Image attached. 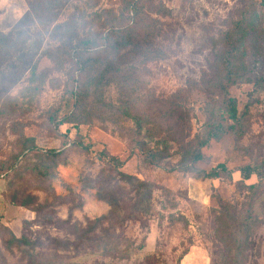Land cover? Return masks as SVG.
Segmentation results:
<instances>
[{
	"label": "rangeland",
	"instance_id": "1",
	"mask_svg": "<svg viewBox=\"0 0 264 264\" xmlns=\"http://www.w3.org/2000/svg\"><path fill=\"white\" fill-rule=\"evenodd\" d=\"M29 1L33 0H0V33L14 32L29 9ZM125 1L51 0L46 4L50 15L23 24L19 28L24 33L22 42L0 59V168L21 151L25 138L33 137L38 148L13 171L0 174V264H26L30 255L36 262L49 258L51 252L58 254L55 264H232L240 258L243 264H264V196L257 207L259 222L248 237L246 256L228 254L216 236L220 203L242 202V193L236 190L238 168L264 160V87L253 93L249 84L231 86L229 92L239 112L247 108L245 133L240 139L225 134L202 149L203 159L197 168L207 171L225 163L232 170L231 179H203L193 172L168 171L147 164L137 148L133 123L111 114L79 128H57L49 121L60 104L65 75L54 70V62L43 54L44 50L66 42L70 34L81 38L84 31H99L108 15L120 10ZM251 1L261 0L145 3L146 20L154 25L150 47L162 54L147 64L148 74L141 77L144 84H129L124 96L142 100L143 105L151 102L152 117L158 122L168 117L174 123L177 118L183 121L171 128L170 134L176 139L171 143L173 153L166 158L171 165L178 158L175 150L179 141L193 144L203 133L210 84H202L200 79L208 80L211 75L221 51L222 32ZM160 4L164 13L158 11ZM258 10L264 27V4L259 3ZM73 21L77 24L71 28ZM33 66L37 72L50 69L59 84H49L48 79L45 84H30ZM260 70L264 74V56ZM119 93L114 87L107 90L113 100ZM181 126L183 135H179ZM66 132L69 140H81L91 149L81 151L68 142L59 162L53 164L42 154L59 150L60 135ZM102 149L123 162L119 171L98 159ZM39 164L49 168L50 177L37 173L34 166ZM127 175L151 184L149 213L136 210L135 187ZM86 179L103 189L102 197L86 184ZM256 182L252 176L245 183ZM14 194L32 203L28 207L15 205L11 202ZM97 218L101 221L93 235L77 249L54 248L51 238L73 239L75 224L85 227ZM104 233L109 234V245H114L117 238L122 244L120 250L124 249V240L132 242L131 259L117 251L105 256L100 253ZM21 238L26 241L19 244ZM140 245L142 249H137ZM149 255L154 257L146 260Z\"/></svg>",
	"mask_w": 264,
	"mask_h": 264
},
{
	"label": "trees",
	"instance_id": "2",
	"mask_svg": "<svg viewBox=\"0 0 264 264\" xmlns=\"http://www.w3.org/2000/svg\"><path fill=\"white\" fill-rule=\"evenodd\" d=\"M51 0L29 1V9L19 20L14 32L0 33V59L9 54V50L22 42L24 33L19 28L36 18L44 20L50 15L46 4ZM153 0H127L120 10L113 11L108 15L106 24L101 29L83 32V37L68 35L66 42L56 46H50L43 54L54 62V70L61 71L65 77V84L61 93L60 104L49 116V121L59 127L70 125L79 128L90 124L94 118H102L101 115L111 114L120 121H131L137 148L147 164L154 167H162L168 171L193 172L203 179H231L232 170L225 163H218L209 170H199L197 164L203 159L202 149L211 140H218L225 134H231L236 139L243 137L245 133V117L247 108L239 112L236 99L230 95L229 88L234 85L249 84L255 93L264 87V74H261V66L264 56V27L261 22L258 4L251 1L240 12L239 17L233 24L224 30L220 37L221 51L217 53L214 60V68L208 80L200 79L202 84H210L207 90V101L204 104V128L201 136H197L194 143L179 141L175 150L178 158L171 165L166 158L173 152L172 142L176 140L171 136V128L176 123L183 121L172 118H164L160 122L152 117L151 102L142 100H130L125 98L124 92L130 90L129 84H144L142 76L148 74L147 64L160 57L159 49L150 47L153 24L146 20L149 16L145 10V3ZM159 13H164V5L158 6ZM151 19V18H150ZM83 23L86 24L85 20ZM76 21L70 24L73 28ZM65 24L59 26L63 28ZM84 26V25H82ZM57 32V31H56ZM52 71L45 68L37 72L33 66L29 81L30 84H59V79L51 77ZM111 87L120 90L118 96L113 100L107 96V90ZM35 91V88L33 89ZM39 91V90H38ZM135 101V102H134ZM137 102V103H136ZM143 105V106H142ZM181 113V112H180ZM69 131V129H68ZM184 129L180 127L179 135H183ZM172 137V138H171ZM61 148L59 150L49 149L42 156L50 159L53 164L59 162L64 152V146L70 142L71 145L81 151H89L90 144L81 140H69L67 132L60 135ZM38 150L33 137H27L23 141L21 151L14 155L12 160L0 168L2 176L13 171L18 163L25 159L29 152ZM24 151H27L24 154ZM98 159L109 168L119 171L123 162L116 156L110 155L105 149L97 153ZM34 169L44 177H50L51 172L47 166L42 164L34 166ZM240 179L236 183V190L242 193V202L231 203L222 201L217 212V238L222 241L228 254L232 252L238 257L246 256L249 249V235L252 228L259 222L257 207L264 196V160L247 164L238 168ZM252 176L257 178L256 183L246 184ZM135 187V208L139 212L149 213L151 184L140 182L131 176H125ZM86 184L96 188V195L103 196V189L98 188L95 181L86 179ZM11 202L15 205L28 207L32 200L27 198H15ZM101 218L95 219L93 223L80 227L73 226V239L51 238L55 249L69 251L77 249L91 238L94 227L98 225ZM103 245L98 247L103 255L118 252L123 258L131 259L133 244L124 240V249L120 250V244L115 239L114 245H109L110 237L104 233ZM25 238L17 240L19 244L24 243ZM142 245L137 249H142ZM154 255L146 256V260L152 259ZM58 254L51 252L49 258L36 261L30 255L26 264H55ZM232 264H243L240 258Z\"/></svg>",
	"mask_w": 264,
	"mask_h": 264
}]
</instances>
